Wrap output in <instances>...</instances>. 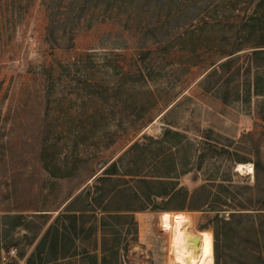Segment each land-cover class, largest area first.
<instances>
[{
  "label": "rangeland",
  "instance_id": "374dc122",
  "mask_svg": "<svg viewBox=\"0 0 264 264\" xmlns=\"http://www.w3.org/2000/svg\"><path fill=\"white\" fill-rule=\"evenodd\" d=\"M209 1L0 0V215L19 214L31 229L14 231L15 247L0 237V264H91L103 255L113 261L115 231L129 244L117 264H189L202 253L213 264L212 231L199 229L202 212H143L114 228L94 204L96 215L79 216L74 230L61 216L83 189L90 200L94 163L114 161L134 145L120 173L140 172L143 150L142 175L174 161L170 175L189 196L219 184L243 198L254 194L252 163L264 167V94L254 95L252 83L257 75L264 91V67L242 70L227 86L224 74L211 77L222 32L196 19ZM160 150L159 161H150ZM119 181L126 185L128 176ZM231 207L220 215L226 219ZM43 210L49 219L37 232L35 215ZM240 223L234 227L251 237L247 221ZM237 230L221 232L222 264L236 262L243 239ZM241 248L249 250L244 242Z\"/></svg>",
  "mask_w": 264,
  "mask_h": 264
},
{
  "label": "trees",
  "instance_id": "16d2710c",
  "mask_svg": "<svg viewBox=\"0 0 264 264\" xmlns=\"http://www.w3.org/2000/svg\"><path fill=\"white\" fill-rule=\"evenodd\" d=\"M47 19L49 18L47 17ZM196 19L205 24L207 30L212 31V33L222 32V36L218 37L213 43V46H216L221 51L222 58L216 63H209V67H212L211 77H215L218 73L224 74L225 77H228L224 83L227 86L229 81L231 82L240 76L242 70L244 75H247L250 73L251 68L258 69L264 67V0H210L200 7ZM224 22L225 25L222 24ZM240 52L244 53L238 54ZM240 62L241 64L236 66ZM222 77L218 78L221 79ZM253 80V94L262 96L264 91L260 90L258 86L260 77L256 75ZM169 134V132H165L163 137H168ZM175 136L177 135L175 134ZM173 147L175 148V146ZM135 148V145L130 147L128 153L111 162H105V159L102 161L98 160L96 164L94 163V168L92 167L88 170L87 180L91 181L89 187L94 188L90 200L89 198L88 201L85 199L87 198L85 196L87 191L83 189L84 191L82 190L76 196L69 199L61 211V216L66 218L71 229H75L79 216L82 218L86 215L95 214L93 209L94 204L100 208V220L103 222L104 220L113 221L115 224H111V226H114V228H118L119 223L128 220V218L133 219L135 214L143 212H202L201 219L203 223L199 229L210 228L212 231L213 264H222V255H220L218 244L221 232L227 235L232 228L237 230L242 221H247L249 227L246 231L247 233H251L252 236L245 237L237 230L239 232L237 233L238 238L242 236L243 239L237 244L239 250L235 252V257L237 258L234 264H264V167L260 161L257 160L252 163L254 175L253 196L249 195L247 198L237 196L222 184L216 186L215 192H207L206 186H202L189 196L184 189L178 188L176 178L170 175V172L176 166L174 161L169 163L168 166H163L162 164L161 168L154 167L153 172H157V175L151 177L143 176L145 162H148V158L146 157L148 152H143V150L139 153L138 161H135L137 165H141L139 161L143 159L142 165H144L142 169L140 168V172H134L131 169L130 171L120 173L119 170L123 158L130 157L128 154H131ZM162 153V150L156 154L151 153L152 157L150 161L155 160L154 163L158 162ZM132 159L136 160L135 158ZM149 165L147 164V168ZM127 176L129 180L127 182L128 185L127 183L124 186L118 185V183H121L119 178L124 179ZM247 189L248 191H252L249 187ZM243 199L249 205H245ZM113 202H133L135 205L130 208L115 207V209H111L109 206ZM228 205L233 206L231 207L233 209L229 211L225 219L220 213ZM248 211H254L255 213L252 215ZM35 216L36 220L40 221L39 227L36 230L38 232L46 224L49 215L43 210V214ZM168 220V216L165 215L163 221L166 226ZM29 222V220H25L19 214L0 215V237L4 241L9 238L11 239V235L20 227L31 230L27 227L30 224ZM235 224H237V228L234 227ZM104 225L109 226V223L101 224V226ZM51 229L52 226L48 227L37 247L42 246L48 239ZM55 230L53 228V231ZM112 234L114 235L115 242L112 253L113 261H107L103 255L98 262L96 256H92L90 257L91 264H117L115 260L119 256V252H122L123 255L127 253L129 244L120 241L121 232L117 234L115 231ZM24 238L27 239V236L25 235ZM34 238L35 235L27 241V244H31ZM132 242L136 243L137 241L133 239ZM243 242L248 247V251L245 248H241ZM9 243L12 247L16 246L12 239ZM56 244V241H51V248ZM197 247L201 250L206 249L201 246ZM50 253L51 250L47 252V254ZM19 257H23V254H19ZM45 261L51 262V260L47 259Z\"/></svg>",
  "mask_w": 264,
  "mask_h": 264
},
{
  "label": "bare ground",
  "instance_id": "6f19581e",
  "mask_svg": "<svg viewBox=\"0 0 264 264\" xmlns=\"http://www.w3.org/2000/svg\"><path fill=\"white\" fill-rule=\"evenodd\" d=\"M209 255L202 253L197 260L190 261L189 264H209Z\"/></svg>",
  "mask_w": 264,
  "mask_h": 264
}]
</instances>
